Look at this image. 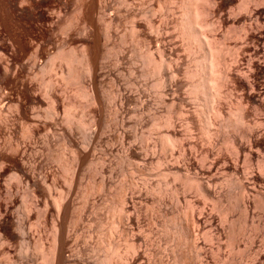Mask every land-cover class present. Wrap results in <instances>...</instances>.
<instances>
[{"label":"bare ground","instance_id":"1","mask_svg":"<svg viewBox=\"0 0 264 264\" xmlns=\"http://www.w3.org/2000/svg\"><path fill=\"white\" fill-rule=\"evenodd\" d=\"M74 1L0 0V264H264V0Z\"/></svg>","mask_w":264,"mask_h":264},{"label":"rangeland","instance_id":"2","mask_svg":"<svg viewBox=\"0 0 264 264\" xmlns=\"http://www.w3.org/2000/svg\"><path fill=\"white\" fill-rule=\"evenodd\" d=\"M128 1L131 2V3H132V7L135 6V8H139V7L146 8V7H147V4H149V2H148L147 0H146V1H145V0H140V1H138V0H132V1L128 0ZM134 1H135V2H134ZM141 1H142V2H141ZM74 2H75L74 0H69V2H68V6H67V9H66V10H67V13H69V15H70L71 11L73 10L72 7H74V4H75ZM145 2H146V3H145ZM171 2H172V4H170ZM171 2L168 3V4L170 5L169 8H168V6H167L169 12H168V10L166 9L167 11H164L162 14H163L164 16H166V15H167L168 17L170 16L171 18H172V16H173V17H178V16H177V15H179V13H178V8H176V7H178V6L176 5L177 3H176V1H175V3H176V4H175L173 0H172ZM69 3H70V4H69ZM133 3H134V4H133ZM144 3H145V4H144ZM173 3H174L175 5H174ZM143 4H144V6H143ZM133 5H134V6H133ZM139 5H141V6H139ZM145 5H146V6H145ZM172 5H173V6H172ZM136 6H137V7H136ZM138 6H139V7H138ZM172 7H174V9H173ZM171 8L173 9V11H172ZM68 9H69V10H68ZM170 9H171V10H170ZM70 10H71V11H70ZM176 10H177V11H176ZM175 11H176V12H175ZM173 12H174L175 14H172ZM176 13H178V14H176ZM71 14H72V13H71ZM165 14H166V15H165ZM65 15H66V14H65ZM69 15L67 14L66 16L68 17ZM175 15H176V16H175ZM170 17H169L168 20H166V22H165L166 26H167V23H168V29H167L168 32H167V31L165 32V33H167V34H168L169 32L172 33V34L174 33V32H172L173 30L170 29L171 27L169 28V26H170V22H168V21H170ZM127 24L130 26L131 23L127 22V23H125L124 25L121 26V28L123 29V31H124V30H127V29L129 28V26H128ZM123 27H124V28H123ZM121 28H120V29H121ZM126 28H127V29H126ZM122 29H121V30H122ZM174 36H175V33H174ZM63 37H64L63 35L61 36V35L59 34V35H57L55 38H56V41L59 42V40H61V38H63ZM227 43H228V45H231V42H230V41L227 42ZM227 43H226V44H227ZM75 45H76V46H75ZM129 45H130V47H129ZM129 45L127 44V47H128L129 49H132L131 44H129ZM77 46H78L77 44H74V46H73L74 49H75ZM152 47H153V45L151 44V45H150V49H151ZM77 49H78V48H77ZM151 50H152V49H151ZM152 51H153V50H152ZM166 54L169 55L168 53H166ZM167 55H165L166 58H169L170 55H169L168 57H167ZM164 58H165V57H164ZM170 58H171V57H170ZM167 71H169L168 68L166 69V71H162V76L164 75V76H163L164 79L167 77V76H166V74L168 73ZM49 74H50L51 76H50ZM49 74L46 75V79H49L50 77H51L50 79H54V78H55V73L52 72V73H49ZM52 75H53V76H52ZM52 77H54V78H52ZM54 80H55V79H54ZM166 94H168V95H165V93H164V95H163V101L166 100V103H167V101L170 100L172 96H171L170 92H166ZM169 94H170V95H169ZM168 97H169V98H168ZM165 98H166V99H165ZM167 98H168V99H167ZM162 108H163V109H162ZM164 109H165V108H164V105H162V106H161V110H162L163 112L165 111ZM76 112H77V113L79 112V110H78V103H76ZM163 114H164V113H163ZM176 118H177V117H176ZM176 118H175V120H176ZM178 119H179V118H178ZM178 119L176 120L177 123H179V121L181 120V119H180V120H178ZM20 128H21V127L19 126V131H18L19 134H20V132H21V131H20V130H21ZM18 132H17V137L19 138L18 140H20L19 143H23V144H24L26 141L20 139L21 137H20V135L18 134ZM58 140H59L58 137H56V136L53 137L54 145L56 144L55 147H52L53 149H55V148L58 149V148H59V145H58V144H60V142H58ZM52 148H51V149H52ZM56 149H55V150H56ZM172 152H173V151H172ZM176 152H177V149H176ZM174 153H175V148H174V152H173V154H174ZM174 155H177V154L175 153ZM174 157H175V156H174ZM57 167H58V165H57L56 163H51V164H49V166H48V168H50V169L52 168L51 170L49 169L51 172H53L52 170H53V168H54V172H55V173L59 172V170L57 171V169H58ZM56 168H57V169H56ZM56 171H57V172H56ZM54 172H53V173H54ZM57 174H58V173H57ZM59 174H61V173H59ZM59 174H58V175H59ZM59 177H60V176H59ZM155 180H156V179H155ZM18 190H19V192H23V191H22V190H23L22 187L19 188ZM57 191H58V190H57ZM167 198H168V197H167ZM164 199H166V198H164ZM168 201H169V200H167V202H168ZM166 204H167V203H166ZM166 204H165L166 209H167L168 207L171 208L170 203H169L168 205H166ZM165 206H164V208H165ZM206 207L210 209L209 205H207V204H206ZM170 208H168V209H170ZM33 218H34V215H33ZM120 229H121V227L119 226V230H120ZM83 230H85V229H83ZM117 230H118V228H117ZM119 230H118V232H119ZM121 230H122V229H121ZM121 230H120V231H121ZM118 232H117V233H118ZM117 233H116V235L118 236ZM116 235H113V237H115ZM118 238H119V236H118ZM118 238H117V239L114 238V239L117 240V241H120V240H118ZM242 238H243V239H242ZM245 238H246V237H245ZM239 241L241 242V245H240V243H239V246H238V247H239L240 250H243V249H244V246L247 245V242L245 241L244 237H241V240H239ZM243 241H244V243H243L244 245H242V242H243ZM121 242H122V241H120V243H121ZM163 247H165V246H163ZM166 247H167V246H166ZM240 247H241V248H240ZM242 247H243V248H242ZM225 249H226V251H225ZM223 251H225L224 253L227 254L229 250H228L227 247H226V248L223 247V248H222V252H223ZM164 252H165L164 254L167 255L166 250H165ZM164 254H162V255L165 256ZM241 261H242L243 263H245L246 258H245V259H244V258H243V259L241 258ZM246 262H247V261H246Z\"/></svg>","mask_w":264,"mask_h":264}]
</instances>
